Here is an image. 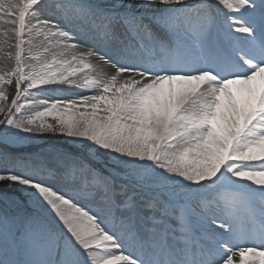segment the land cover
Segmentation results:
<instances>
[{
    "label": "snow or ice",
    "instance_id": "1",
    "mask_svg": "<svg viewBox=\"0 0 264 264\" xmlns=\"http://www.w3.org/2000/svg\"><path fill=\"white\" fill-rule=\"evenodd\" d=\"M0 62V264H264V0H0Z\"/></svg>",
    "mask_w": 264,
    "mask_h": 264
},
{
    "label": "rangeland",
    "instance_id": "2",
    "mask_svg": "<svg viewBox=\"0 0 264 264\" xmlns=\"http://www.w3.org/2000/svg\"><path fill=\"white\" fill-rule=\"evenodd\" d=\"M1 67V66H0ZM10 93L14 94V89H9ZM83 94H89L84 92ZM70 96H64V92L58 93L55 90H49L47 95L37 97V99H53V98H69ZM65 143V138L58 135L46 134L32 143L24 144L19 146L18 150L27 148L25 151H21L24 156L31 155L33 153H40L43 150H49L51 148L62 147ZM102 158V157H101ZM252 246V245H250Z\"/></svg>",
    "mask_w": 264,
    "mask_h": 264
},
{
    "label": "bare ground",
    "instance_id": "3",
    "mask_svg": "<svg viewBox=\"0 0 264 264\" xmlns=\"http://www.w3.org/2000/svg\"><path fill=\"white\" fill-rule=\"evenodd\" d=\"M0 66L3 67L5 65L3 62H0ZM63 92H64V96H74V95H78V94H83V93H79L75 89H64Z\"/></svg>",
    "mask_w": 264,
    "mask_h": 264
},
{
    "label": "trees",
    "instance_id": "4",
    "mask_svg": "<svg viewBox=\"0 0 264 264\" xmlns=\"http://www.w3.org/2000/svg\"><path fill=\"white\" fill-rule=\"evenodd\" d=\"M63 143V142H62ZM64 145V143L62 144V146Z\"/></svg>",
    "mask_w": 264,
    "mask_h": 264
}]
</instances>
